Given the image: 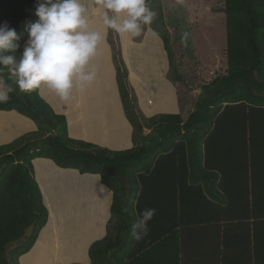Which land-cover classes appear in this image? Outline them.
Masks as SVG:
<instances>
[{"label": "trees", "instance_id": "1", "mask_svg": "<svg viewBox=\"0 0 264 264\" xmlns=\"http://www.w3.org/2000/svg\"><path fill=\"white\" fill-rule=\"evenodd\" d=\"M35 9L36 0H0V23L6 21L19 36L17 59L27 26L38 20ZM224 13L226 73L189 99L193 109L186 117L178 86L179 112L147 118L134 113L126 66L111 42L132 128L128 149L70 138L65 116L52 110L39 88L22 92L8 68L0 70L16 89L0 110L15 111L36 126L0 144V264H20L19 256L46 225L49 210L33 167L40 160L52 167V185L64 194L58 204L72 218L88 206L78 190L99 187L98 176L105 188L103 211L112 191L109 211L117 220L90 245L94 264H264V0H224ZM144 119L152 125H143ZM145 127L155 134L144 133ZM75 170L89 175L77 176ZM74 180L79 189L70 184ZM145 208L156 212L147 236L137 241L132 224ZM28 228V239L7 252Z\"/></svg>", "mask_w": 264, "mask_h": 264}, {"label": "crops", "instance_id": "2", "mask_svg": "<svg viewBox=\"0 0 264 264\" xmlns=\"http://www.w3.org/2000/svg\"><path fill=\"white\" fill-rule=\"evenodd\" d=\"M81 2L84 3L88 9L90 27L101 32L104 37L89 65L90 68L96 70V78L91 85L83 90L74 88L72 91V99L68 102L62 101L60 97L47 86L39 87L38 94L55 113L65 116L67 135L70 138L95 143L111 150L128 149L133 146L132 128L125 116L118 90L116 66L114 61L115 49L111 42H116V51H119V54L125 63L127 81L133 88L139 105L143 107L149 104L145 102V96L148 94L153 99L152 106H155L154 104H156L157 101H161V103L164 101L166 103L172 100L171 107L164 109V112L177 113L179 112V107L175 88H173L174 93H172V91L171 93L163 92L162 89H159L165 84V82H168V60L167 54L165 53L166 50L164 49L161 38L155 35L148 26L143 28L139 39H136V37L131 38L128 34H122L105 27L102 22V13L105 10L100 6L99 0H81ZM111 31L115 35L113 41L110 38ZM152 38H155L154 44L159 53L160 67H151L150 63L145 62L143 56L140 58V61L143 60L144 64L139 63V67H133V65L137 63V60L133 57L135 51L138 49L145 50V48L146 50L152 49V43L150 42ZM28 39L29 36L22 43L23 50ZM142 65L145 67H140ZM132 69L135 71L138 70L142 74L140 78L143 77V80L137 77V80L134 81L131 74ZM151 73H153L154 76L156 75L155 77L159 75L162 76L158 80L153 76V78L150 77ZM146 78H148V80H146ZM155 81H157L158 84ZM156 113L160 112H155L154 114ZM97 118L105 120L106 123L98 129H87V123L92 120L95 122ZM35 129L36 126L34 122L29 118L15 111L0 110V144L10 142L24 133ZM75 180L70 184H73L74 188H78L74 183L76 182ZM98 183L99 185L102 184L100 180ZM78 191H80V194L82 195H89V193H91L93 202L91 201L89 206H83V208L79 209V213L72 218V221L74 222L72 225L73 227L68 228L67 223L63 221V227L59 229L58 232L65 238L69 236L71 232L83 233L84 230H88L89 232L78 237L79 239L77 238V243H75L79 246L81 245L80 241H83L86 243L88 249L89 244H91L93 240L98 238L99 240L102 239L104 235H106L107 230H109V228L105 227L103 224L110 211H108V208L107 210L104 209V211H102L103 202L99 199V195L96 194L95 191L93 192L92 189H80ZM64 214L67 215L68 213L65 212ZM49 217L50 213L48 214V218ZM48 221L49 220L47 219V222ZM83 224L87 225L84 227L85 229L81 226ZM110 230L112 229L110 228ZM38 237L39 234L29 251L19 256L20 264H23L21 257L30 252ZM57 241V245H55V240L49 241L47 244V249H49V251L46 252L43 248L42 252L36 255L37 262L35 264H94L90 256H88L89 254L86 248L83 252H80L78 248H75L74 243L68 244L67 240L61 242L57 239ZM190 246L191 243L189 244V247Z\"/></svg>", "mask_w": 264, "mask_h": 264}, {"label": "rangeland", "instance_id": "3", "mask_svg": "<svg viewBox=\"0 0 264 264\" xmlns=\"http://www.w3.org/2000/svg\"><path fill=\"white\" fill-rule=\"evenodd\" d=\"M147 3L149 7L156 12L155 19L147 26L159 38L162 36L167 39V50L165 53L167 52L166 54L168 55L167 60L168 57L170 58L167 66L168 82H165L162 86L160 85L161 87L159 89H162L163 92L171 93L172 91V93H174L173 88L176 89L177 86L180 87L183 92L182 101L184 117H186V115L193 109V105L190 104L189 99L191 98L192 101H194L195 98L203 92V85L209 83L215 77L226 73L227 42L224 0H147ZM147 26H144V28ZM155 30H158L159 34ZM110 37L115 39V35L112 31ZM136 39H139V37H136ZM150 42L152 43V49L146 50L145 48V50L138 49L135 51L133 57L137 60V63H135L133 67H139V63L144 64L143 60L140 61L142 56L144 57L145 62L150 63L151 67H160L159 53L154 44L155 38H152ZM113 47L115 48V46ZM140 67L145 66L142 65ZM131 74L134 81L137 80V77L140 78L142 76L138 70L135 71L134 69H132ZM152 76L159 80L162 75L155 77L156 75L154 76V74L151 73L150 77ZM140 79L143 80V77ZM146 80H148V78H146ZM155 82L158 84L157 81ZM129 93L131 94L130 98L132 99L130 103L134 107V113L138 115L142 113L146 118L155 112L166 113L164 112V109L170 108L172 104V100L166 103L164 101L162 103L161 101H159L160 103L157 101L156 104H154L155 106H152L153 99L146 93L145 102L148 104L149 99H152V103L141 107L132 87L129 89ZM132 95H134L135 100ZM105 123V120L97 118L95 122H93V120L88 122L86 128L90 130L98 129ZM141 123L146 126L152 125V123L148 120L145 121V119L141 120ZM143 132L146 134H155V129L145 127L143 128ZM34 168V176L36 177L38 185L42 191L43 201L45 200L44 204L48 207L50 217L48 218L49 221L47 224L42 228V231H40L41 233H39V237L33 248L22 258L23 264H35L37 262L36 255L41 253L43 248L46 252L49 251V249H47L49 241L55 240V245H57V239L61 242L67 240L68 244H75L77 243L76 239L78 237L89 232L88 230H84L83 233L71 232V234L65 238L59 234L58 230L63 227V221H70L69 219L72 218L73 214L67 212L68 214L65 215L64 213L66 211L58 204L60 195L64 196V194H59L58 187L52 185V167L46 164L43 160H40L35 162ZM77 176L81 175L78 174ZM94 191L99 195V199L103 202L104 208L106 203L104 192L100 191V187H95L93 192ZM110 192L111 203L112 191L110 190ZM86 196L88 199L85 204L89 206L90 202H93L92 195L89 193V195ZM82 199H84V197H82ZM73 210L77 211L78 208ZM109 214L103 225L110 228L111 225L116 222L117 217H112L111 214L109 216ZM81 226L84 228L87 225L83 224ZM30 231V228L26 229L25 235L21 239L10 243L7 246V252L16 246L22 245L26 239H28ZM55 235L57 236V239ZM111 236L114 237L115 235ZM98 240L99 238L93 240L91 244ZM80 244L81 245L79 246L75 244V248H78L80 252H83L85 248L87 249L85 242L80 241ZM91 244H89L87 249L88 254Z\"/></svg>", "mask_w": 264, "mask_h": 264}, {"label": "clouds", "instance_id": "4", "mask_svg": "<svg viewBox=\"0 0 264 264\" xmlns=\"http://www.w3.org/2000/svg\"><path fill=\"white\" fill-rule=\"evenodd\" d=\"M99 4L105 10V27L131 38L139 37L156 17L147 0H99ZM35 15L38 20L27 26L29 39L19 59L16 30L6 21L0 23V70L7 67L22 92L47 86L68 102L74 88L83 90L95 80L96 70L89 65L104 37L90 27L88 9L81 0H36ZM15 90L0 77V104L8 103ZM99 187L105 191L102 184ZM155 212L145 208L139 213L132 224L135 240L147 236Z\"/></svg>", "mask_w": 264, "mask_h": 264}, {"label": "water", "instance_id": "5", "mask_svg": "<svg viewBox=\"0 0 264 264\" xmlns=\"http://www.w3.org/2000/svg\"><path fill=\"white\" fill-rule=\"evenodd\" d=\"M60 168V167H59ZM62 169H64V170H66L67 168H62ZM74 170V169H73ZM79 175H81V176H84V175H89V174H86V173H79L77 170H75ZM90 175H92V174H90Z\"/></svg>", "mask_w": 264, "mask_h": 264}, {"label": "built area", "instance_id": "6", "mask_svg": "<svg viewBox=\"0 0 264 264\" xmlns=\"http://www.w3.org/2000/svg\"><path fill=\"white\" fill-rule=\"evenodd\" d=\"M149 104H151V100H149V102H148Z\"/></svg>", "mask_w": 264, "mask_h": 264}, {"label": "bare ground", "instance_id": "7", "mask_svg": "<svg viewBox=\"0 0 264 264\" xmlns=\"http://www.w3.org/2000/svg\"><path fill=\"white\" fill-rule=\"evenodd\" d=\"M149 100H151V103H152V99H149Z\"/></svg>", "mask_w": 264, "mask_h": 264}]
</instances>
